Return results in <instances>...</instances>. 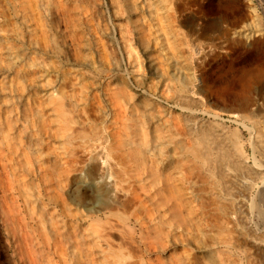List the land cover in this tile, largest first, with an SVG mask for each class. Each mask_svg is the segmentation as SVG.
<instances>
[{"label":"rangeland","instance_id":"obj_1","mask_svg":"<svg viewBox=\"0 0 264 264\" xmlns=\"http://www.w3.org/2000/svg\"><path fill=\"white\" fill-rule=\"evenodd\" d=\"M22 1L27 5V12L23 15L16 12L14 3L13 6L4 5L3 0H0V100L5 101H0V264H63V259H71V254H73L71 249L66 248L69 243L89 241L95 238L98 232L109 231L106 222L108 218L104 215L84 223L74 221V216L87 214L85 207L95 202V198L84 191L71 196L58 189L59 169L55 165V158L62 152L55 135L58 123L54 121L56 120L55 115L49 113L45 121L48 127L44 128L42 120L34 114L35 111L38 112L36 110L38 109L37 100L34 96L42 89L41 84L51 82L53 85L62 87L60 74L63 68L65 71L68 70L66 72L73 71V69L85 71L91 74L90 77L92 76L91 78L95 81L100 78L99 83L108 82L110 89H120L124 86V81L125 85L139 96V100L147 95L151 87L164 109L169 105L162 97L158 99L161 94L164 98H167L166 96L171 98L175 97V94L179 95L186 85L195 87L197 95L208 100V107L215 113H220L218 119L203 117L204 126L208 127L212 122L224 123L226 145L230 147L228 150L236 156L233 158L245 157L244 159L251 164L255 162L253 160H256L264 168V119L257 112L251 113V105L254 103H259L260 108L264 109V0H185V2L182 0L170 10L173 25L176 30L178 29V38H175L176 35L168 34L165 26L170 23L165 17L162 22L156 18L157 3L153 0L155 5L152 8V17L146 19L148 25L153 24L152 35L147 34V37L150 35L149 39L152 38L149 45L137 29L138 16L136 15L138 14L127 13L128 6L124 0ZM37 6H40V16L36 9ZM39 18L41 20H38ZM196 20L205 21L204 29L199 35L193 33ZM153 34H155L154 38ZM202 42L208 44L210 51L202 56L199 62H192L194 54L199 52L195 44L202 45ZM183 43L185 48L182 46ZM170 45L174 47L173 52L171 51L173 47ZM131 48L133 51L130 50ZM137 60L142 63L140 69L136 67ZM156 67L160 68L158 72L154 71ZM134 71H140L143 76L145 75V87H137L133 78ZM191 75H195L196 79L190 80ZM46 80L49 81L45 82ZM23 82L30 83L26 89L28 92L25 93L23 102L18 106L15 105L16 109H14L12 105L15 101L8 93L14 84V86H19ZM99 93L101 95L102 91ZM101 97L104 102V96ZM27 102L29 105L26 104ZM28 110H31L32 114ZM175 112L177 118L174 119V124L180 127L186 125L183 113L180 110ZM246 113L252 118L250 121L242 118L243 116H237ZM254 113H257L256 116ZM186 133L188 141L201 148V145L197 143L199 141L196 133L189 130ZM251 136H259L262 140V146L255 153ZM225 162L229 160L226 158ZM165 171L169 172L170 168L168 167L163 172ZM146 173V182L152 183V178H149L151 174ZM165 180L166 178L162 176L161 182ZM255 183L253 190L248 193L224 192L223 195L236 200L245 211L246 217L245 215L243 217L245 220L239 221L238 227H243L250 239H256L264 244V183L262 179H258ZM162 184L152 189V193L156 192V199L159 201L164 200L168 195L166 184ZM178 184L181 186L179 181L173 182L172 185L177 188ZM159 187L164 190L162 194L157 192ZM169 187L172 189L171 186ZM163 205L165 207L162 208L164 210L161 214L154 213V216L157 215V230L146 229L142 232L134 219L129 226H124L116 218L117 223L114 218L115 231H109V233L116 241L134 242V246L138 245L133 246L132 251L130 250L134 258L146 252V245L150 243L154 242L153 244L159 247L157 245L159 237L156 238L154 233L161 229H169V225H173V228L179 225L167 208V202ZM184 212L186 215L187 212L185 210ZM158 215H162V219ZM195 225H193L195 227H193L194 237L190 240L191 243L188 244L187 250L192 253L195 251L200 261L210 258L216 262L219 254L206 255L197 250V243L206 240L201 232L196 230L199 228ZM250 243L248 242V245L232 243L233 248L230 250L226 248V251L223 249L221 255H224L221 257L225 261L227 259L236 260L238 264H250V262L264 264V252L251 254L252 257L249 255ZM170 245L173 248L170 247L168 253L163 255L161 248H157L156 253H160L166 261H169L171 257L174 261H182L186 258L187 250L183 243L180 244L181 247L178 246L177 252L173 244ZM60 246L63 248L61 249ZM28 251H30V256L33 252L32 257L27 255ZM132 261L135 260L132 259Z\"/></svg>","mask_w":264,"mask_h":264},{"label":"bare ground","instance_id":"obj_2","mask_svg":"<svg viewBox=\"0 0 264 264\" xmlns=\"http://www.w3.org/2000/svg\"><path fill=\"white\" fill-rule=\"evenodd\" d=\"M12 1L13 0H3L2 4H9L12 6L15 4L16 12H20L21 15L26 14L27 5L24 1ZM124 1L128 6V9L126 10L127 13L130 14L134 12L138 14L136 15L138 16L137 29L144 37L147 45H149L152 38L150 37L149 39L148 37L152 35L151 32L153 24L148 25L146 19H148V17H152V8L155 5V1ZM181 1L182 0H156V18L162 22L164 21L162 19L165 17V19L169 21L170 24L163 26L167 28V32L170 36L179 35V33H177L178 29L176 30L173 25L174 22L170 10ZM40 6H37L38 8H36L38 14ZM165 11L166 13H164ZM33 12L35 13L34 10ZM38 20L41 19L39 18ZM202 20H196V23L193 26L194 35H199L204 29L205 21L203 22ZM161 28L160 30H162ZM125 29L127 32V28ZM149 33L151 34L147 37V34ZM155 34H153V38ZM175 38H178V36ZM158 43L161 44L162 42ZM179 43L182 44V42ZM195 45H197L199 52L197 51L198 53L196 52L197 54H194L195 57L192 56V62H199V60L202 59V56L210 50L208 49L209 47H207L208 44L206 45V43H203L202 45ZM170 46L173 47L172 45ZM182 46H185L184 43ZM197 47L195 48L197 49ZM173 49L174 47L171 50L172 52ZM130 50H132V48ZM76 53L80 56L78 52ZM187 59H189V57ZM141 65L142 63L138 61V65L136 67L140 69ZM103 67L104 66H102V68ZM63 69H61L62 73L60 74L62 77V87H58L51 84V82H47L49 80L45 81L47 82L45 85L41 84L42 89L40 92L37 91L34 96L37 100L36 103L38 108L36 109L38 112L35 111L34 114L35 116L38 115L37 117L42 120L41 122H43L44 128L47 126L45 121L46 116L49 113H53L55 115L56 120L54 119V121H57L58 123V129L56 128L57 131L55 130V135L62 148V152L60 154L58 153V157L55 158V165L59 169L58 189L71 196H76L78 192L84 191L95 198V202L90 203L88 206L86 205L85 210L87 211V214L77 217L74 216V221L77 223H84L90 219H96L97 217L104 215L108 218L106 222L108 223V229L110 232L115 231V222L113 221L114 218L116 222L117 218L118 222L120 224L122 223L124 226H129V223L134 219L142 232L146 229H152L153 231L157 230V215L154 216V213L157 212V214H161L164 210H162V208L165 207V205L162 206V204L167 202L166 206L173 215L174 221L179 224L175 228H173V225H169V229L167 230L161 229L158 230L157 233L153 232L154 235L156 234V238L159 237V241L157 243L159 247L154 245V242L150 243L146 245L147 251H143L144 253L137 256V258H134L135 256H133V252L131 253V249L135 244L134 242L127 243L123 241H116L113 239L112 234L109 233V231L98 232L96 237L90 239L89 241L69 243L66 248L71 249L73 254H71V259L68 258L70 261L67 258H64L63 264H238L236 260L231 261L227 259L225 261V259L221 257L224 255H221L223 253V249L225 251L227 249L230 250L233 248V244L238 243L248 245V242H251V252L249 254L251 257V254L254 255L258 252H264V244L262 242L256 239H250L245 229L243 227H238V224L245 220V218H243L245 211L242 210V207L239 206V203L236 200L231 197H227V195L226 197L223 195L224 192L248 193L252 191L256 185L255 182L258 179H262L264 183V168L256 162V160H253V162H255L251 164L249 161L244 159L245 157L243 158L238 156L237 159L233 158L236 156L228 150L230 147L226 145L224 123L212 122L208 127L204 126L205 123L202 122L204 121L203 117L208 116L218 119L220 113L217 114L208 107V100L198 96L195 91V87H191L190 85L187 87L185 84L186 86L183 88L181 85V88H183H180L181 93L179 92L180 94L178 95L175 94L177 92H172L176 96H170L171 98L166 96L169 100L164 98L162 94H158L160 95L158 99L162 97L168 102L169 106L166 105L168 108L165 107L166 109H164L160 105L161 101L158 102L156 99L157 95L151 87H149L147 95H144V97H142L143 99L139 100V96L136 93H133L132 90L125 85L124 81V86L122 85L123 87H120V89H110V86L108 87L109 84H107L108 82L105 83V79L103 80V83H99L98 80L100 78L97 77L98 80L96 79L97 81H95L91 78L92 76L90 77L91 74L89 75L85 71L83 72L82 70L73 69V71L69 70V72H66L68 70L65 71ZM92 69H94V67ZM159 70L160 68L156 67L154 71L158 72ZM88 71H90V69ZM20 72H22V70ZM167 73L168 72H166V74ZM22 74H24V72ZM98 76L100 77V74ZM144 76L142 72L134 71L133 78L137 87L141 88L144 86ZM193 76L191 75L190 78L192 81L193 79H196V76ZM31 84H33V82H31ZM14 85L12 88L10 87L11 89L8 94H10L11 99L15 101L14 104L12 101V107L16 109L15 105L18 106L23 102L25 93L28 92L26 89H28L30 83L23 82V84H20L19 86ZM31 86L33 87V85ZM164 88L165 87H163V89ZM100 91H102L101 95L99 93ZM166 94L167 93L165 92V95ZM101 96H104V102L102 101ZM6 98L9 99L8 96H6ZM6 102L8 103V101ZM26 104H28V102ZM251 106V113L257 112L260 117L264 119V109L260 108L259 103H254ZM176 110H180L183 113L182 115L184 116L183 118L185 119L186 125L180 127V125L174 124L173 121L177 118L175 112ZM28 112L31 113L32 111L28 110ZM239 114L236 115L243 116L242 118H246V120L249 121L252 119L247 115V113L245 115ZM243 128L245 127L243 126ZM187 130L196 133L197 140L199 141L197 143L201 145V148L196 147L188 141L186 133ZM23 133H25V131ZM57 139L56 141H58ZM252 139L253 142H251L253 152L255 153L257 149L262 146V140L259 139V136L252 137ZM51 147L53 148V145ZM226 158L229 160L227 163L225 162ZM168 167L171 172L165 171V174L163 171L167 170ZM33 171L34 170H32V172ZM146 172L151 174L149 178H152V183L146 182ZM168 173L170 174L167 175ZM162 176L166 178L163 182H161ZM179 178L180 180H178ZM175 181H179L181 186L178 184L177 188H174L172 184ZM162 183L166 184L168 188V195L167 198L165 197L164 200L159 201L156 199V192L152 193V189L156 185L162 186ZM169 186H171L172 189ZM174 189H176V191ZM157 192L162 194L164 190L163 188H160ZM181 207H183V209ZM184 210L188 213V215L187 213L186 215L184 214ZM158 216L162 219V215ZM194 224H196L195 226H198L197 228L199 229L196 230L201 232L205 238L204 240H206L205 242L197 243V250L206 255L219 254L218 259L215 260L216 262L210 258L209 260L206 258L205 260L200 261L197 254L194 253V249L193 253L187 250L189 246L188 244L191 243L190 240L194 237ZM181 243H183L185 250H187L185 253L186 258L182 261H174L173 257H171L169 261H166L160 253H156L157 248L162 249L163 255L168 253L170 247H172L170 244H173L175 252H177V248L178 246L181 247ZM136 246L138 245H135L134 247ZM62 248L63 247H61V249ZM29 252L30 251L27 252L28 254L25 253V255H29ZM31 254L33 256V252H31ZM132 259L135 261H132ZM250 264L257 263L250 262Z\"/></svg>","mask_w":264,"mask_h":264}]
</instances>
